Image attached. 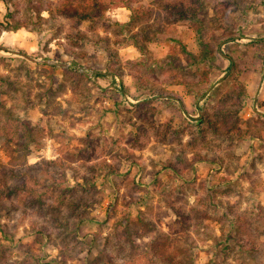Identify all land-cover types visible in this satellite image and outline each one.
I'll return each mask as SVG.
<instances>
[{
	"label": "rangeland",
	"instance_id": "374dc122",
	"mask_svg": "<svg viewBox=\"0 0 264 264\" xmlns=\"http://www.w3.org/2000/svg\"><path fill=\"white\" fill-rule=\"evenodd\" d=\"M6 1L0 101L19 129L37 131L23 164L37 194L0 210V264H264V246L251 259L234 239L217 243L227 212L264 243V0H241L221 21L242 29L233 42L242 46L230 47L234 69L216 55L213 68L198 70L180 46L200 54L194 24L175 20L160 0H100L95 20L79 24L47 21L41 10L66 0ZM202 1L211 23L218 2ZM13 21L22 27L11 30ZM135 42L151 62L185 69V83H174V70L156 75L155 62L153 70L125 68L143 59ZM109 52L122 79L104 74ZM126 229L139 237L136 249L118 244ZM153 241L164 242L170 262L157 259Z\"/></svg>",
	"mask_w": 264,
	"mask_h": 264
},
{
	"label": "trees",
	"instance_id": "16d2710c",
	"mask_svg": "<svg viewBox=\"0 0 264 264\" xmlns=\"http://www.w3.org/2000/svg\"><path fill=\"white\" fill-rule=\"evenodd\" d=\"M5 3L8 7L10 3L6 0H0ZM218 5H215L213 16L211 17V23L206 21L207 16V7L202 0H160L158 1L159 8L169 14L173 15L175 20L177 21H188L189 23L194 24L195 33L198 35L196 39V45L200 51L199 55H194L193 53L187 51L183 45L180 44L182 48V53L186 57V62L189 64L188 67L192 68L196 66V70L202 64H204L207 68L214 67V58L216 55H223L225 59L231 62V66L233 69L235 67V59L233 57V52L230 51V47L233 45L242 46L234 44V40L237 38H241V26L240 25H231L227 24L226 27L221 23L222 19H226L228 15L226 14L229 8L232 10H236V8H241L240 2L241 0H217ZM29 5L32 4L29 1ZM38 7V3L36 4ZM101 6L105 7V2H100V0H66L60 2L56 6H51L48 3L41 10H45L48 14L47 21L56 20V16L60 18H67L72 23H81L84 21H93L95 18L101 13ZM36 7V9H37ZM40 10V11H41ZM12 16V13H7L8 18ZM36 18L39 22L43 19L41 17L40 12H37ZM206 22H205V21ZM206 24V29H205ZM73 25V24H72ZM22 26L19 25L16 21H13V26L11 30H17ZM39 30V28H37ZM218 34H214L215 31H218ZM206 38H209V41H206ZM78 42H81L83 39H77ZM259 42V41H256ZM261 42V41H260ZM224 45V54L220 53L221 46ZM134 47L138 50V52L143 56L139 62L134 63L133 61H127L124 65L125 68L131 69V67L136 66L138 68H142L144 70H153L155 63L157 65L156 71H160L159 74L163 75L164 73L170 72L174 70V75L176 76L173 80L175 84L181 85L185 83V69L179 66H175L171 61H153L149 59V53L147 47L145 45L134 43ZM261 61H264V42L262 44V52L258 55ZM170 60V59H169ZM109 64L114 63L117 64L116 67H110L107 65V72L105 75H109L111 77H119L122 79V71L121 66L119 65V60L117 58V54L115 52H109ZM149 63V64H148ZM153 64V65H151ZM146 66H150L151 68L146 69ZM123 67V68H124ZM155 73V72H154ZM223 73V72H222ZM154 77V76H153ZM136 82V85L139 89L145 90V92H153L154 88L152 85L148 84L147 81H140L138 84L139 78H133ZM209 83V80H207ZM144 105V104H141ZM223 123L224 120L228 121V117L226 113H223ZM17 120V119H16ZM15 118L12 117L11 113L5 109L4 103L0 101V150L3 151L5 156L8 158V163L6 165H0V210L4 207L7 211H9V207L13 206L15 203L13 201L14 198H19L20 200H29L33 194H37L35 189L27 184V172L24 171L26 167H24V160L26 155L29 153V147L32 144H38L37 139L35 138V127L29 126V124H22L21 128L17 127L18 123ZM197 161H203V159H198ZM28 168V167H27ZM30 168V167H29ZM16 180H20L19 183L16 184ZM65 180V178H64ZM87 181V180H86ZM69 188L67 187V190ZM30 195V197H28ZM33 202H40V196L32 199ZM13 208V207H12ZM11 208V209H12ZM228 215L233 220L229 221L227 218ZM81 216V215H79ZM238 215L234 212H227L224 215L223 221H221L220 227L221 234L220 238L217 240V243L229 244V239H234L236 241V245L238 247V251L249 258H254L255 255L259 253L260 246H264V243H261L258 239V236L254 234L253 231L250 233V228L246 227L243 223H237ZM79 219L80 224L87 221L81 216ZM83 218V219H82ZM225 221L227 222V226H229L230 231L224 230ZM236 221V222H235ZM74 226V225H73ZM113 227L116 228L115 224ZM239 228L240 235L239 237H235V235H230L233 233L236 228ZM77 230V228H76ZM117 236V235H116ZM99 238V237H98ZM96 238V239H98ZM139 239V237H138ZM137 239V240H138ZM137 240L135 241L132 237L131 230H125L123 234H120L118 238V244L122 241L131 244L133 249L137 248ZM121 241V242H120ZM94 245V243H91ZM92 245V246H93ZM151 251L157 256V259L162 260L167 263L170 262V257L167 255L164 248L163 241H153L152 245H148ZM148 248V249H149ZM88 253L91 252V246L87 247ZM136 251V250H134ZM92 264V263H91Z\"/></svg>",
	"mask_w": 264,
	"mask_h": 264
}]
</instances>
